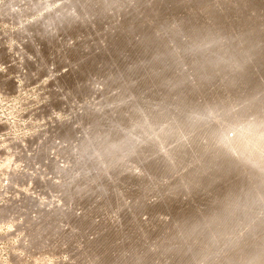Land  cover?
I'll return each mask as SVG.
<instances>
[{
	"label": "rangeland",
	"instance_id": "1",
	"mask_svg": "<svg viewBox=\"0 0 264 264\" xmlns=\"http://www.w3.org/2000/svg\"><path fill=\"white\" fill-rule=\"evenodd\" d=\"M0 53V264H264V0H0Z\"/></svg>",
	"mask_w": 264,
	"mask_h": 264
},
{
	"label": "bare ground",
	"instance_id": "2",
	"mask_svg": "<svg viewBox=\"0 0 264 264\" xmlns=\"http://www.w3.org/2000/svg\"><path fill=\"white\" fill-rule=\"evenodd\" d=\"M0 56H2V53H0ZM3 56H4V54H3ZM2 56V57H3ZM1 62V61H0ZM3 62V61H2ZM1 62V63H2ZM4 63V62H3ZM6 63H4V65H5ZM6 74V73H5ZM5 74H4V72L2 71V70H0V76L3 78V76H5ZM7 75V74H6ZM0 77V78H1ZM7 77V76H6ZM7 82L5 79L2 81V79L0 80V89L2 90L3 88V85H4V83L5 82ZM9 86H10V84H9ZM8 86V87H9ZM4 88H5V86H4ZM2 129H3V127L2 128H0V130L2 131ZM4 130V129H3ZM5 130H6V128H5ZM16 146H18V144L16 143L15 144ZM15 145H13L12 146V148L15 146ZM15 148H17V147H15ZM6 193V192H5ZM14 210H15V208L13 207V209H12V207H1L0 208V221L1 220H4V221H6V222H10V223H8L9 225L11 224L12 226L11 227H13L14 226V224H13V219H8L7 220V218H11V217H13V213H14ZM16 211H18V209L16 210ZM15 219V218H14ZM0 225H2V224H0ZM19 225H16V228L18 227ZM15 227V226H14ZM20 227V226H19ZM18 227V228H19ZM2 228V227H1ZM3 229V228H2Z\"/></svg>",
	"mask_w": 264,
	"mask_h": 264
}]
</instances>
